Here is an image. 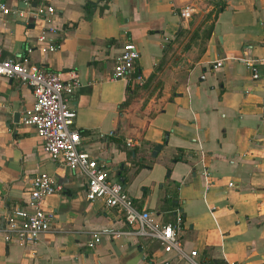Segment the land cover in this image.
<instances>
[{"label":"crops","instance_id":"obj_1","mask_svg":"<svg viewBox=\"0 0 264 264\" xmlns=\"http://www.w3.org/2000/svg\"><path fill=\"white\" fill-rule=\"evenodd\" d=\"M49 1L53 31L40 17L16 16L33 4L5 0L1 56H27L63 80L75 71L69 100L79 148L121 177L134 205L159 223L181 214L185 253L195 251L202 264H264V64L252 78L244 63L264 58V0ZM190 2L184 27L178 9ZM39 33L53 49L36 44ZM126 41L140 52L145 76L135 90L110 76ZM219 58L225 61L214 65ZM33 98L28 86L0 77V264H191L157 241L123 234L119 211L87 201L84 176L60 166L20 123ZM14 111L18 121L7 122ZM127 137L140 145L125 148ZM43 173L59 186L40 203L53 226L23 244L8 235L7 222L28 201L30 179ZM93 231L100 240L91 248Z\"/></svg>","mask_w":264,"mask_h":264},{"label":"built area","instance_id":"obj_2","mask_svg":"<svg viewBox=\"0 0 264 264\" xmlns=\"http://www.w3.org/2000/svg\"><path fill=\"white\" fill-rule=\"evenodd\" d=\"M25 5L33 4L28 10L19 8L17 17L29 15L41 18L45 22V30L56 29L54 23V7L49 0H17ZM5 0H0V14L9 12ZM194 12L192 3H184L178 9L184 27L188 26L191 14ZM260 24L264 28V21ZM36 44L45 43L46 35L39 33ZM46 47L53 49L54 44L46 41ZM30 51V47L26 49ZM140 52L132 42H123L112 63V78H121L126 82L128 89L141 88L145 76L139 72L137 63ZM225 58L217 59L214 65H220ZM245 66L249 69L252 78H257L258 65L264 64L263 59L244 58ZM0 77L16 80L32 89L33 103L23 110L20 123L32 127L40 138L47 154L57 163L72 172H79L84 176L87 201L99 200L108 208H115L122 215L128 229L122 231L125 235L143 237L157 241L163 252H173L177 261L187 259L191 264H202L197 260L195 251L185 253L181 248L179 233L181 232L180 217L174 223H159L147 209L137 208L133 198L125 191L121 181L109 174L105 164L98 161L87 151L79 148L80 136L74 128V109L69 98L79 84L75 71H70L66 80L59 77L57 72L37 67L30 63L27 56H1L0 46ZM123 145L132 149L140 145V140L127 137ZM231 185V183H228ZM29 199L25 206L15 208L10 213L7 222L8 235L14 236L23 244H33L40 234L53 226V214L41 208V201L47 195L59 190L53 177L47 173L36 174L30 179ZM100 232L89 233L86 245L94 247L100 240ZM177 264V263H174Z\"/></svg>","mask_w":264,"mask_h":264},{"label":"water","instance_id":"obj_3","mask_svg":"<svg viewBox=\"0 0 264 264\" xmlns=\"http://www.w3.org/2000/svg\"><path fill=\"white\" fill-rule=\"evenodd\" d=\"M18 118H19V111H14L12 112V115L11 117L9 118L8 116L6 117V121L8 122V120H11L12 123L14 122H17L18 121ZM10 125V124H9ZM161 148V144H158V143H155L152 147V151H151V154L153 156H155L157 153V150H159ZM124 163H122L120 166H122ZM122 178L119 177V181H121Z\"/></svg>","mask_w":264,"mask_h":264},{"label":"rangeland","instance_id":"obj_4","mask_svg":"<svg viewBox=\"0 0 264 264\" xmlns=\"http://www.w3.org/2000/svg\"><path fill=\"white\" fill-rule=\"evenodd\" d=\"M208 27V25L204 28V29H202L201 31H200V36L201 37H199L198 38V40L196 41V46H197V48H201V46H202V44H203V35H202V32H203V30H207L206 28ZM189 34H190V32H189Z\"/></svg>","mask_w":264,"mask_h":264},{"label":"trees","instance_id":"obj_5","mask_svg":"<svg viewBox=\"0 0 264 264\" xmlns=\"http://www.w3.org/2000/svg\"><path fill=\"white\" fill-rule=\"evenodd\" d=\"M209 29V28H208ZM149 165H147L146 163H144V164H142V163H139V165H138V169L139 168H144V167H148ZM176 214H178L177 212H176V210H174L173 211V215H176ZM178 216L179 217H181V214H178ZM182 218V217H181Z\"/></svg>","mask_w":264,"mask_h":264}]
</instances>
